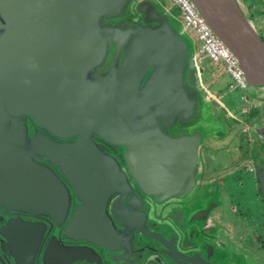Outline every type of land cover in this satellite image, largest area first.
I'll list each match as a JSON object with an SVG mask.
<instances>
[{"label":"water","instance_id":"1","mask_svg":"<svg viewBox=\"0 0 264 264\" xmlns=\"http://www.w3.org/2000/svg\"><path fill=\"white\" fill-rule=\"evenodd\" d=\"M190 2L237 59L247 85L264 88V40L238 0ZM133 10L135 22L128 19ZM198 58L194 41L158 0H0V214L44 217L63 228L66 242L124 253L132 238L151 239L173 260L196 264L197 256L175 249L176 239L145 227L119 163L92 137L123 148L131 179L155 203L190 194L203 133L184 128L209 103L205 79L215 83ZM175 126L183 130L167 133ZM255 133L264 140V125ZM257 172L264 197V171ZM116 204L127 213L117 214ZM43 229L18 215L0 228L6 240L13 234L15 264L40 257ZM50 244L42 264L50 253L54 264L81 253L87 259V247Z\"/></svg>","mask_w":264,"mask_h":264},{"label":"flooded vegetation","instance_id":"2","mask_svg":"<svg viewBox=\"0 0 264 264\" xmlns=\"http://www.w3.org/2000/svg\"><path fill=\"white\" fill-rule=\"evenodd\" d=\"M130 18H132L131 20L133 21H138L139 15L135 10H133L131 15L128 16V19ZM205 87H207V85H205ZM206 89L208 91L207 97L209 101L212 100L220 108H222L228 117L232 116L233 113V118L231 119L237 122L240 121V123L243 125L241 131L245 132L248 136L246 139H255V141H257V143H259L261 146L259 149L253 148V146L250 147L251 149L247 147L248 151L246 154H244L240 161L236 162V164H234L232 160H229L226 165H215L213 163L206 162L205 159H203L202 152L203 150L207 149L204 147V145H207V137L215 135L210 129L211 125L209 123H204L203 121L199 122V120H197L192 128H184L188 133H203V137L200 140L197 150L198 162L196 185L194 190L185 197L174 198L162 204L155 203L152 198L141 194L131 179L122 160V153L124 151L123 148L114 146L112 147L100 138H96L94 136L92 139L94 143L103 150V152L113 157L119 163V167L124 173L127 184L133 195L130 201L132 205L131 209L137 213L143 214L144 225L150 229V231L160 234L167 240H172V238L176 239L174 247L179 253L181 252L187 257L197 256L196 264H264L263 262L253 260L252 256L247 258V255H250V252L252 253V248L245 250L247 254L240 251H238L237 254L233 253V241L231 240L233 237V228L228 229L226 225L220 224L218 220L219 217L224 218V212L230 211L231 215L238 213L237 208L231 205L232 201L230 198H233V194L232 192L229 194L227 192V188L231 189L233 181L236 183L237 177L235 176H237V173L240 169H244L245 173L250 175V178L254 177V189L256 195L253 199L255 201L253 202L256 205L260 203L262 209H259L260 213L263 214L264 212V197L260 191V182L257 172L264 171V163L259 159L260 157L264 158V140L257 138L255 133L256 128L264 125V118L262 117L256 120L255 115L253 114L254 117L252 115V112L255 111L258 105L260 106L261 103L264 105V95H261L257 99V103L256 100L251 97L243 99L244 103H247V105L242 102L241 105L240 101H237V103H233V110L231 111L226 107L225 103L221 101V98L226 94L236 90H231L229 88H222L220 90V88H215V90L209 91V88ZM259 89L263 92L262 94H264V88ZM254 102V107L249 106V103ZM243 115L246 116V119H243ZM30 128L31 130L33 129L30 124H28V129L30 130ZM34 129L37 128L34 126ZM177 129V126L167 129V133L173 135L176 131L183 130ZM209 150L210 149L208 148V151ZM223 152L229 153L228 148H224ZM252 153H254V155H252ZM215 155L217 156L218 152ZM258 155L259 158H256ZM218 157L220 160L222 156L219 154ZM117 197L118 196L113 197L110 203H108L106 212L109 217H111V203ZM71 199L72 203H74L73 196ZM74 204L77 205L76 200ZM115 210L117 214L127 213L121 211L119 204L115 205ZM191 211L193 213H190ZM16 215L19 216V220L22 222H33L44 225L40 240V247L42 246L41 254L40 257L36 256L37 258H35L32 264L43 263L42 253L44 252L45 247L47 248V244L50 240L53 244H50L49 249L52 248L56 250L57 245L60 244L68 245L67 247L71 248L73 246L76 249H78L79 246L87 247L85 250L89 249L86 251L88 253L87 259L82 258L84 254L81 253L80 256H76L73 261L67 264H183V262L179 259L173 260L165 248L156 244L151 239L150 241L145 240L147 241L146 243H134V239L132 238L133 248L130 253H124L117 248L107 249L87 242H66L62 238L61 231L63 228H55L54 225L47 223L44 217H39V220H34L22 213L17 214L12 212L8 213L7 215L0 214V228L5 224L6 221L15 218ZM194 216H199L198 220H192ZM113 225L119 231L124 230V228L119 227L115 223H113ZM238 233L243 234L240 235V239L245 240V245L248 246L250 244L249 246H254L256 244L255 247H258V249L264 253V238L262 239V237L256 236L255 233H253V240L251 243H248L247 239H244V234L250 233H247V231L240 232V230ZM15 236H17V234H14V237ZM141 239L144 240V238ZM12 240L13 234H10L7 240L0 235V264H15L10 253H15L18 250L16 246H13ZM50 254L51 255L47 258V263L54 264L52 262L56 256L53 253ZM237 257L240 258L235 259ZM77 258L82 259L79 260ZM66 261L67 258L62 260V263H59V261L56 260V263L64 264Z\"/></svg>","mask_w":264,"mask_h":264},{"label":"rangeland","instance_id":"3","mask_svg":"<svg viewBox=\"0 0 264 264\" xmlns=\"http://www.w3.org/2000/svg\"><path fill=\"white\" fill-rule=\"evenodd\" d=\"M169 10V13L178 19L181 28L184 26L182 23L179 11L177 7L173 6L170 0H158ZM241 8L245 12V14L249 17L250 21L253 23L256 30L259 32V35L264 39V13L261 11L264 8V0L259 1V3L255 4V0H238ZM254 3V4H253ZM263 4V6H262ZM130 7V5H129ZM130 11V10H129ZM128 11V12H129ZM264 11V10H263ZM132 12V11H131ZM263 13V14H262ZM131 22H134L130 20ZM185 32V31H184ZM186 33V32H185ZM186 37L189 40L194 41V45L196 47V51L200 50V43L195 39L192 33H186ZM198 61L203 68V71L207 73L209 69H215L214 73H212L213 81H222L226 79V76H221L219 73L223 71L222 65L214 67H208V60L203 61V55L199 53ZM231 81V80H230ZM205 85L209 86L208 83ZM214 86H209V91H213ZM246 90H236L230 92L221 98V101L225 103L226 107L232 109L233 101H227L230 97H233V100L237 101L240 95H246L247 97H251L256 100L261 96L263 92L260 91L259 88H253L248 86V93H245ZM264 101V100H263ZM255 115L256 120L260 118H264V105L263 103L258 105L255 111L252 112V115ZM253 115V117H254ZM199 122L203 121L204 123H209L211 125L210 129L214 132L215 135L207 137V145H204L205 150H203V159L206 162L213 163L215 165H226L229 160H232L234 164L240 161L244 154H246L247 147L259 149L261 145L255 141V139H246L247 134L242 132V124L240 121H234L229 118L225 111L220 108L216 103L212 100L209 101L207 105H204L203 110L201 111V115H199ZM243 119H246V116L243 115ZM252 119V118H251ZM250 133V132H249ZM251 134V133H250ZM250 136V135H249ZM208 148L210 149L208 151ZM228 148L229 153H224L223 149ZM251 149V148H250ZM222 150V151H220ZM218 152L222 157L219 160L218 155L215 154ZM254 155V153H252ZM232 158V159H230ZM259 158V155L256 156ZM260 161L264 163V158L260 157ZM221 166V167H222ZM235 166V165H234ZM236 183L233 181V185L230 188H227V192L230 194L232 192L233 198L231 199V205L237 208L238 213L231 215L230 211L224 212V218L219 217L218 220L220 224H224L227 228H233V237L231 240L233 241V253L237 254L238 251L246 253L245 250H249L252 248V253L247 255L252 256L253 260L260 261L264 263V253L258 249V247L247 246L245 245V240L240 239V232H246L250 234H244V239H247L248 243H251L253 240V233L256 236L264 238V218L263 214L260 213L261 205L255 204L253 201L256 193L254 189V177L250 178V175L245 173L244 169H240L237 173ZM262 210V209H261ZM216 214V213H215ZM217 217V216H216ZM228 219V220H227ZM253 234V235H252ZM247 236V237H246ZM241 246V247H240ZM247 254V253H246ZM237 257L235 259H239Z\"/></svg>","mask_w":264,"mask_h":264},{"label":"built area","instance_id":"4","mask_svg":"<svg viewBox=\"0 0 264 264\" xmlns=\"http://www.w3.org/2000/svg\"><path fill=\"white\" fill-rule=\"evenodd\" d=\"M177 7L186 33H192L200 43L199 53L203 55L212 65L221 64L224 72L230 77L231 90H248L242 70L237 59L227 49L210 29L209 25L199 15L190 0H170ZM247 96L244 95L243 99Z\"/></svg>","mask_w":264,"mask_h":264},{"label":"crops","instance_id":"5","mask_svg":"<svg viewBox=\"0 0 264 264\" xmlns=\"http://www.w3.org/2000/svg\"><path fill=\"white\" fill-rule=\"evenodd\" d=\"M259 1H261V0H255V4L256 3H259ZM254 4V3H253ZM262 6H263V4H262ZM263 10H264V8H263ZM263 10H261L263 13H264V11ZM262 13V14H263ZM198 55H199V51H198ZM202 60L203 61H205V60H207L206 58H204V57H202ZM199 62V61H198ZM219 65H221V64H217V65H215V66H219ZM214 67L215 68V66L214 65H212L210 62L208 63V67ZM222 68H223V66H222ZM210 70V69H209ZM211 70H213V73H214V70L215 69H212L211 68ZM221 76L223 75V76H226L225 78L226 79H223L222 81H215V83H214V87L217 89V88H220V90L222 89V88H225V89H228L229 87L228 86H230V84H231V81H230V77L224 72V69H223V71L222 72H220L219 73ZM208 84H209V86H211V85H213V84H211V81L210 82H208ZM209 86H207L206 88H209ZM215 88H214V90H215ZM230 89V88H229ZM245 93H247V91L245 92ZM243 96L244 95H240L239 96V98H238V100L237 101H240V103L242 102V103H244V100H243ZM233 101V103H237V101L235 100V98H234V100H233V97H230L229 99H228V101ZM239 103V104H240ZM242 103H241V105H242ZM245 105H247V103H244ZM250 105L249 106H255V102L254 103H249ZM245 105H244V107H245ZM231 111L233 110V106H232V109H230ZM228 113V112H227ZM229 118H233V113H232V116H229Z\"/></svg>","mask_w":264,"mask_h":264}]
</instances>
